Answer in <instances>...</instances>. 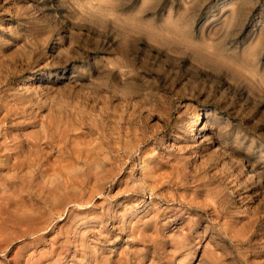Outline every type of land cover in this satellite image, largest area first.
I'll return each instance as SVG.
<instances>
[{
  "label": "rangeland",
  "instance_id": "1",
  "mask_svg": "<svg viewBox=\"0 0 264 264\" xmlns=\"http://www.w3.org/2000/svg\"><path fill=\"white\" fill-rule=\"evenodd\" d=\"M0 59V264H264V0H0Z\"/></svg>",
  "mask_w": 264,
  "mask_h": 264
},
{
  "label": "bare ground",
  "instance_id": "2",
  "mask_svg": "<svg viewBox=\"0 0 264 264\" xmlns=\"http://www.w3.org/2000/svg\"><path fill=\"white\" fill-rule=\"evenodd\" d=\"M103 9V8H102ZM96 33H98L97 31H96ZM103 34H105V33H103ZM103 39V38H102ZM102 41V40H101ZM100 41V42H101ZM1 57H3V56H1ZM3 59V58H2ZM184 59V58H183ZM1 60V59H0ZM181 60V59H180ZM2 61V60H1ZM130 61V60H129ZM5 62V61H4ZM3 62V63H4ZM168 62V61H167ZM175 63H177V62H175ZM175 65V64H174ZM130 69V68H129ZM191 69V68H190ZM190 69H185L184 71H182V72H180L178 75H176L175 76V79H174V82L176 83V84H178L183 78H185V76H187V75H189V76H192V73H191V71H190ZM137 74V73H136ZM209 77V76H208ZM157 78V77H156ZM218 79H220L219 78V76H217V80ZM222 79V78H221ZM224 79V78H223ZM184 80V79H183ZM205 81L207 82V79H205ZM182 82V81H181ZM99 93V92H98ZM175 93V92H174ZM178 95V94H177ZM183 95V94H182ZM179 96V95H178ZM186 96V95H185ZM178 98V97H177ZM186 100V98L185 97H179L178 98V101L179 102H184ZM96 102V101H95ZM107 111V110H106ZM105 114H106V112H104ZM104 114V115H105ZM110 114V113H109ZM111 115V114H110ZM102 116V115H101ZM107 116V115H106ZM104 117V116H103ZM108 119H110V118H108ZM92 153V152H91ZM90 159V158H89ZM84 164V163H83ZM86 166V165H85ZM87 168H88V170L89 169H91V167H88L87 166ZM72 169V168H71ZM156 181V180H155ZM161 183V182H160ZM158 184V183H157ZM62 191V190H61ZM66 194V193H65Z\"/></svg>",
  "mask_w": 264,
  "mask_h": 264
}]
</instances>
